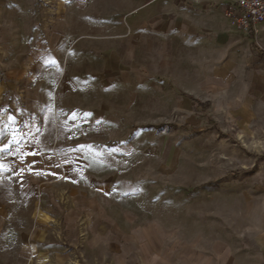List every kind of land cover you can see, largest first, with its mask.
Listing matches in <instances>:
<instances>
[{
    "label": "rangeland",
    "instance_id": "rangeland-1",
    "mask_svg": "<svg viewBox=\"0 0 264 264\" xmlns=\"http://www.w3.org/2000/svg\"><path fill=\"white\" fill-rule=\"evenodd\" d=\"M86 1L0 0V16L10 38L21 44L52 42L58 26L68 28L65 42L117 39L98 34L96 27L103 14L110 26L117 25L118 6L124 4L112 0L106 10L96 0L89 18ZM133 6L127 3V18ZM84 27L95 30L75 34ZM235 30L241 40L231 55V74L193 97L210 107L199 109L184 97L195 91L166 85L165 78L145 83L136 107L128 90L125 122L117 116L120 145L96 148L73 195L46 193L44 203L58 218V240L44 244L53 264H264V54L249 35ZM255 34L264 51V24ZM103 184L109 187L103 190ZM1 191L0 198L8 197L12 205L11 196ZM14 214L18 224L25 221L26 211L18 208ZM108 223L111 232L126 231L128 240L98 241ZM152 223L163 236L146 257L133 234ZM20 224L3 223L0 233L20 230ZM217 242L224 244L218 255ZM25 245L36 251V244ZM19 247L0 242V264H35L36 259L23 262L14 256Z\"/></svg>",
    "mask_w": 264,
    "mask_h": 264
},
{
    "label": "crops",
    "instance_id": "crops-1",
    "mask_svg": "<svg viewBox=\"0 0 264 264\" xmlns=\"http://www.w3.org/2000/svg\"><path fill=\"white\" fill-rule=\"evenodd\" d=\"M234 1L118 0L124 4L118 6V24L110 26L103 14L96 27L98 34L118 37H103L101 43L65 42L68 28L58 26L52 42L21 44L10 38L0 16V193L4 190L12 201L9 206L8 197L0 198V227L3 223L18 227L14 212L26 211L20 230L0 233V242L20 243L17 259L54 263L44 244L58 240V218L45 205V195L58 191L73 195L72 187L88 172L96 148L120 145L117 116L124 120L128 90L136 107L144 84L165 78L166 85L172 82L177 89L195 91L185 98H197L212 81L231 74L235 64L231 55L241 38L224 13ZM95 2L86 1L89 18ZM109 2L102 0L106 10ZM127 3L134 4L130 18ZM89 28L95 30L84 27L75 34H86ZM28 34L33 38L32 30ZM192 82L197 85L191 87ZM107 186L103 184V190ZM109 226L98 241L128 240L126 231L119 228L116 235ZM133 235L147 257L163 233L152 223ZM219 243L216 255L223 251L224 244ZM25 244H36V251Z\"/></svg>",
    "mask_w": 264,
    "mask_h": 264
},
{
    "label": "built area",
    "instance_id": "built-area-1",
    "mask_svg": "<svg viewBox=\"0 0 264 264\" xmlns=\"http://www.w3.org/2000/svg\"><path fill=\"white\" fill-rule=\"evenodd\" d=\"M225 17L246 35L264 24V0H235L226 7Z\"/></svg>",
    "mask_w": 264,
    "mask_h": 264
},
{
    "label": "trees",
    "instance_id": "trees-1",
    "mask_svg": "<svg viewBox=\"0 0 264 264\" xmlns=\"http://www.w3.org/2000/svg\"><path fill=\"white\" fill-rule=\"evenodd\" d=\"M255 36H256V34H255V32L254 31H252L251 33H250V35H249V38L251 39V41H252V45H253V47L255 48V49H257L259 52H261L262 54H264V51L257 45V43H256V40H255ZM190 100L191 101H193L196 105H197V107L199 108V109H202V110H206L208 107H210V105H211V103L210 102H200V101H198V100H195L194 98H190Z\"/></svg>",
    "mask_w": 264,
    "mask_h": 264
}]
</instances>
